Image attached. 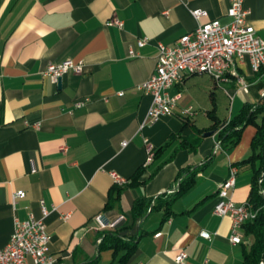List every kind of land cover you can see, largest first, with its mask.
Instances as JSON below:
<instances>
[{
  "label": "crops",
  "instance_id": "obj_1",
  "mask_svg": "<svg viewBox=\"0 0 264 264\" xmlns=\"http://www.w3.org/2000/svg\"><path fill=\"white\" fill-rule=\"evenodd\" d=\"M228 7L229 0H0V250L15 222L42 219L55 264L97 256V264H120L125 252L116 259L111 250L98 254L100 232L90 226L97 214H123L125 222L110 232L136 241L125 264H175L181 251L184 264H243L253 237L241 229V244H230L231 221L213 208L233 171L227 197L237 206L247 202L252 173L239 162L251 154L255 128L245 127L231 149L216 144L222 124L262 98L264 69L253 73L248 61L235 67L247 92L231 75L186 77L168 91L178 96L174 115L154 124L148 121L152 97L137 90L154 72L158 44L173 45L212 20L226 24ZM244 8L264 40V0H245ZM196 10L204 15L194 18ZM112 20L122 27L107 25ZM143 38L147 44L137 48ZM64 61L82 65V74L68 72L60 85L52 83L47 65ZM186 109L192 115L183 128L178 113ZM212 110L215 120L207 115ZM183 138L198 139L195 152L180 149ZM148 147L154 156L145 164ZM188 168H197L194 185L173 200L169 217L162 208L132 217L140 199L165 201ZM137 171L139 183L131 185ZM111 173L128 182L114 184ZM17 192L23 197L13 201ZM201 231L211 240L200 238Z\"/></svg>",
  "mask_w": 264,
  "mask_h": 264
},
{
  "label": "built area",
  "instance_id": "obj_2",
  "mask_svg": "<svg viewBox=\"0 0 264 264\" xmlns=\"http://www.w3.org/2000/svg\"><path fill=\"white\" fill-rule=\"evenodd\" d=\"M244 1L229 0L226 12L229 21L226 24L212 20L199 25L173 45H157L158 56L154 72L147 81L137 86V90L152 97L148 113L150 124L158 122L162 117L174 115L178 96L171 97L168 91L186 77L208 75L215 81H224L231 75L237 78L238 84L247 92L249 85L242 77L238 76L235 67L244 65L248 61L251 71L258 73L260 67L264 66V40L256 35L255 30L249 24L250 13L248 9L244 8ZM191 14L198 19L204 15V12L196 10ZM107 25L121 28L122 22L112 20ZM147 42L146 38L139 39L136 46L142 48ZM129 55L133 57L134 51L130 50ZM68 72L82 74L83 67L75 65L71 61L50 63L47 65L44 75L52 83H57ZM122 95V92L118 93V96ZM86 102L87 100L77 101L74 103V107L81 108ZM178 115L180 118L190 117L192 110H181ZM126 144V142L122 143V147H125ZM216 147L220 148L219 142ZM152 159L153 154L148 147L145 164L150 163ZM32 171L34 172L33 168ZM111 177L114 184L118 186L128 182L114 173H111ZM234 185L235 172L233 171L219 186L218 200L213 208V213L218 217L230 219L229 242L232 245H239L242 242L240 231L243 225L254 221L257 211L247 202L237 206L227 197V192ZM259 193L264 198V189ZM21 197H23V193L17 192L13 195V201ZM41 212L43 217L48 214L43 206ZM125 220L126 217L123 214L112 219L103 214H97L91 219L90 230L100 233L114 231ZM160 235H155V237ZM199 237L207 241L212 238L206 231H201ZM49 241L50 236L45 230L42 219L30 218L25 222L17 221L9 242L0 250V264H55L56 260L48 253ZM99 242L100 240H97V244ZM186 258V253L181 251L174 259L175 264H184Z\"/></svg>",
  "mask_w": 264,
  "mask_h": 264
},
{
  "label": "trees",
  "instance_id": "obj_3",
  "mask_svg": "<svg viewBox=\"0 0 264 264\" xmlns=\"http://www.w3.org/2000/svg\"><path fill=\"white\" fill-rule=\"evenodd\" d=\"M208 117L215 120L213 110L210 111ZM183 128L188 125L189 117L181 118ZM219 126L217 122L214 123L213 131ZM253 126L255 134L250 143V156L239 162L240 165H248L251 169L250 191L247 203L252 205L253 209L257 211L256 219L252 222L243 225L242 229L245 236H252L253 241L249 245V249L245 250L243 256V264H264V198L260 195V191L264 189V96L257 104H245L239 113L232 117L228 122L222 124L221 130L218 133V141L223 150H228L235 147L241 138V134L245 127ZM197 135H202L203 132L194 130ZM179 138L180 135H178ZM197 141H189L188 139H181L180 149L195 152ZM154 156V155H153ZM197 168L181 170L175 183L173 185L172 193L165 201L156 198L155 201L138 200L132 209V217L138 218L144 215V212L150 208H162L165 212V219L169 217L170 205L177 197L187 193L194 185ZM140 171L136 172L132 178V184H138ZM100 242L97 244L98 254L102 251L111 250L113 258L116 259L118 254L124 251V255L118 259L120 264H125L136 248V241L133 238H125L116 232H102L98 235ZM99 257L87 260L81 264H97Z\"/></svg>",
  "mask_w": 264,
  "mask_h": 264
},
{
  "label": "water",
  "instance_id": "obj_4",
  "mask_svg": "<svg viewBox=\"0 0 264 264\" xmlns=\"http://www.w3.org/2000/svg\"><path fill=\"white\" fill-rule=\"evenodd\" d=\"M60 83H61V79L58 80L57 84L60 85ZM210 135H211V133L204 134L205 137L210 136Z\"/></svg>",
  "mask_w": 264,
  "mask_h": 264
},
{
  "label": "bare ground",
  "instance_id": "obj_5",
  "mask_svg": "<svg viewBox=\"0 0 264 264\" xmlns=\"http://www.w3.org/2000/svg\"><path fill=\"white\" fill-rule=\"evenodd\" d=\"M264 69V66L260 67V70Z\"/></svg>",
  "mask_w": 264,
  "mask_h": 264
}]
</instances>
